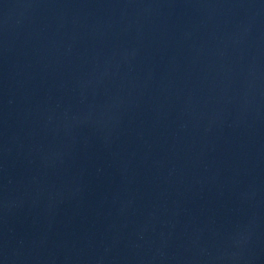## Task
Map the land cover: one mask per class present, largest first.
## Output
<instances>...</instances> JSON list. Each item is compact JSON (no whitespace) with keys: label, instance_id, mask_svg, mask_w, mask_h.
Returning a JSON list of instances; mask_svg holds the SVG:
<instances>
[{"label":"water","instance_id":"obj_1","mask_svg":"<svg viewBox=\"0 0 264 264\" xmlns=\"http://www.w3.org/2000/svg\"><path fill=\"white\" fill-rule=\"evenodd\" d=\"M0 264H264V0H0Z\"/></svg>","mask_w":264,"mask_h":264}]
</instances>
